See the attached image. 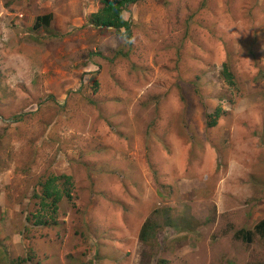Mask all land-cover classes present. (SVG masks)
Here are the masks:
<instances>
[{
  "label": "rangeland",
  "instance_id": "rangeland-1",
  "mask_svg": "<svg viewBox=\"0 0 264 264\" xmlns=\"http://www.w3.org/2000/svg\"><path fill=\"white\" fill-rule=\"evenodd\" d=\"M101 6L0 0V264H264V0H139L129 41L92 24ZM229 157L251 195L226 193ZM57 174L73 184L54 212Z\"/></svg>",
  "mask_w": 264,
  "mask_h": 264
},
{
  "label": "trees",
  "instance_id": "trees-1",
  "mask_svg": "<svg viewBox=\"0 0 264 264\" xmlns=\"http://www.w3.org/2000/svg\"><path fill=\"white\" fill-rule=\"evenodd\" d=\"M137 1L139 0H100L102 6L96 13H92L90 15L92 24L95 26L114 27L115 29L124 28L125 31L120 32L119 30H117V32L127 37L129 41V36L131 33L129 30V21L123 17L122 12L128 6L136 3ZM204 8L205 6H202L201 10H204ZM41 20L47 22L49 20V16L48 15L38 16L36 19V25H39V22H41ZM222 71L225 78L226 79L228 78V80L232 82L231 77H233V74L228 69V67H226V65H224ZM19 119L20 118H18L17 120ZM207 125L208 126L215 125V119L211 118L207 122ZM185 136L190 140H195V138H193V136H191L189 133L188 134L185 133L182 137ZM163 138L168 140V142L170 141V143H173V140L171 138L170 139L166 137ZM43 183L44 184L42 187L43 190L42 199L44 200L49 199L47 205L51 206L53 208L52 210H54L55 212L57 210V203L61 200V198L63 196H69L70 192L69 190L66 189V185L73 184L72 178L70 175L67 174H57L53 177H47ZM148 230H149L148 222H145V224L143 223L141 227V231L146 232L148 234L149 233ZM255 231H257L258 233H262L264 231V221L260 222V224H257L255 226ZM239 232L237 234L241 236L242 240L244 239L248 240L249 236L252 233L251 230L245 231L243 229L239 230ZM237 234L236 237H240Z\"/></svg>",
  "mask_w": 264,
  "mask_h": 264
},
{
  "label": "crops",
  "instance_id": "crops-1",
  "mask_svg": "<svg viewBox=\"0 0 264 264\" xmlns=\"http://www.w3.org/2000/svg\"><path fill=\"white\" fill-rule=\"evenodd\" d=\"M219 6H220V3H219ZM260 14H257L258 16H259V18L262 20V19H264V13H261V12H259ZM242 14V11H240V15ZM238 16V14L237 15H235L234 16V18L235 17H237ZM238 27V26H237ZM239 28V27H238ZM240 30V29H239ZM126 112V111H125ZM130 119V118H129ZM216 125H214V127H215ZM226 126H228L227 127V131L228 130H230L231 131V137L236 141V145H239V140L241 139V138H244V136H245V133L244 132H241L238 128H237V122H236V120H233V121H231L230 123H229V125H226ZM213 128V127H212ZM212 128H211V130H212ZM208 131H209V129H208ZM201 133V132H200ZM203 135H204V133H203ZM179 136H182V135H179ZM258 135L257 134H255L254 135V137H253V142H252V145L254 146V148H257V145H258V142H254V139L257 137ZM173 138H174V136H173ZM179 138V137H178ZM208 138H209V140L208 141H202V142H204V143H207V144H210V145H212V146H217V144H220L221 143V136L219 135H214L212 132H211V134L209 133L208 134ZM180 140H182L183 141V139L182 138H180ZM228 140V139H227ZM229 141V143H227L229 146H230V148H232V147H234V146H236V145H234V143L232 142V141H230V140H228ZM239 142V143H238ZM200 143V142H199ZM244 143H246V141L244 140L243 142H242V144H244ZM216 148V147H215ZM232 158H230L229 157V161H230V163H228L227 164V166H225L223 169L221 168V167H219V169H222V171L221 170H218L219 171V174H220V171L222 172V175L224 176L225 175V177L228 179V177H231V182H232V184L235 186V187H231V188H228L227 189V192L226 193H234V194H236V197H238V199H240L241 198V196H244V197H246V195L248 196V195H251L250 194V189H249V191L247 192V193H245V190H244V187L242 186L243 184H240L241 183V181H240V179L242 178V177H246V175H247V173L249 172V168H248V166L245 164L243 167L241 166V164H238V163H236V162H234V163H232ZM220 162V161H219ZM207 167H210V166H212L213 168H216V169H218V167H217V162H213L212 160H210V162H209V164H207L206 165ZM222 167H223V165H222ZM233 171V173H231ZM190 176H192V177H194V176H198V175H190ZM259 177V176H258ZM189 180V179H188ZM184 181H186L185 179H183L182 180V182H184ZM249 184V183H248ZM254 183H252L251 185H253ZM200 187H203V186H200ZM220 186H218V187H216L214 190H212V193H215L216 195H218L217 194V192H218V190H217V188H219ZM256 194L253 196V198H254V200L255 201H252V202H254L255 204H256V206H261L263 209H264V185H257L256 186ZM219 193V192H218ZM220 194V193H219ZM222 194V193H221ZM230 196H232V195H230ZM221 197V196H220ZM223 197V198H222ZM221 197V200H223V203H225L226 204V206H225V204H223L222 203V205H223V208H224V206H225V208L226 207H229L228 206V199H229V196L227 197V196H225V195H223ZM223 208H222V211H223ZM230 208V207H229ZM228 208V209H229ZM250 211L251 210H249V213H250ZM221 213H224V212H221ZM224 214H229V213H224ZM230 215V214H229ZM261 216H262V221H264V210H263V213L261 214ZM261 216H259V217H261ZM258 218V217H257ZM256 218V219H257ZM256 219H253L252 221H251V226H255V225H257V223H255V220ZM237 222H240L239 224H241L242 223V225H244V224H247L245 221H243V219H241V220H239V221H237ZM227 223V222H226ZM229 223V222H228ZM249 224V223H248ZM237 229H239V230H241L242 228L241 227H236V229L235 230H237ZM235 230H234V233H231V234H235V236H236V234L239 232V230H237L236 232H235ZM240 233V232H239ZM237 235H239V234H237ZM240 236V235H239ZM220 238H223L221 235H220ZM241 240H242V238H241V236L239 237ZM227 239H230V238H227Z\"/></svg>",
  "mask_w": 264,
  "mask_h": 264
},
{
  "label": "clouds",
  "instance_id": "clouds-1",
  "mask_svg": "<svg viewBox=\"0 0 264 264\" xmlns=\"http://www.w3.org/2000/svg\"><path fill=\"white\" fill-rule=\"evenodd\" d=\"M175 136H179V134H175ZM225 167V166H224ZM217 173H219V171L217 172ZM97 175H101V174H99V173H96ZM220 175V174H219ZM97 178H99V180H102V182L105 184H107V185H109L110 183L109 182H107L106 180H105V178H104V176H99V177H97ZM175 186V185H174ZM174 186H172V187H174ZM119 217H117V219L116 220H114L112 223H111V225L113 224V226H116V228L119 230V231H121V229L120 228H122V226L124 225L125 226V223L121 220V219H118ZM175 218H173L172 220H174ZM136 220V219H135ZM171 224V223H170ZM104 227H106V224H104ZM120 233V232H119ZM166 234V233H165ZM167 238H170V236H167ZM171 239V238H170Z\"/></svg>",
  "mask_w": 264,
  "mask_h": 264
}]
</instances>
